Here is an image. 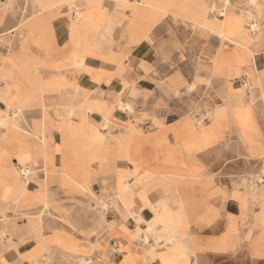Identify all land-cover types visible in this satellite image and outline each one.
<instances>
[{
    "label": "crops",
    "instance_id": "obj_1",
    "mask_svg": "<svg viewBox=\"0 0 264 264\" xmlns=\"http://www.w3.org/2000/svg\"><path fill=\"white\" fill-rule=\"evenodd\" d=\"M71 1L37 0L27 13L17 0H0V119L15 112L0 130V206L48 191L56 215L31 241L36 256L22 259L31 239L22 227L14 235L19 253L0 237V256L8 264H167L170 245L144 241L156 221L174 231L176 264H264V218L248 188L215 177L236 172L213 164L225 154L215 150L220 144L233 140L234 152L250 157L231 114L224 139L209 150L193 116L229 108L248 78L259 77L245 103L264 142L261 104L250 102L253 92L264 94V0ZM194 157L199 174L213 179L208 192L219 191L207 200L218 212L191 217L197 249L191 240L182 252L179 222L199 189ZM168 158L181 159L176 171ZM69 176L97 195L107 191L100 200L109 199L108 213L69 214L73 205L99 206L89 194L83 202L68 195ZM220 191L229 196L224 205ZM234 193L247 212L232 203ZM226 237L229 248L219 250L213 242Z\"/></svg>",
    "mask_w": 264,
    "mask_h": 264
},
{
    "label": "rangeland",
    "instance_id": "obj_2",
    "mask_svg": "<svg viewBox=\"0 0 264 264\" xmlns=\"http://www.w3.org/2000/svg\"><path fill=\"white\" fill-rule=\"evenodd\" d=\"M16 5L18 7L24 8L23 10L25 12L27 11L28 13V11L30 10L29 7L33 6V9H35L37 0H17ZM255 85L258 84H254L253 79L248 78V81L246 82V84H244V87H241L238 90L240 94L239 98L237 97V100L231 103L229 108H227L226 106L225 109H209L207 113H201L198 115L195 114L194 119L196 120L195 123L197 125L194 124V131L199 129V132L201 134H204V136L207 138H211V145L208 147H204L205 150H209L210 148L221 143L224 139V132L227 129V121L230 118L229 115L231 114V120L233 121V123H235L237 131L239 132L241 137V142L246 146L250 157H239L238 153L234 152L236 142H233V140L226 141L223 144H220L215 150L219 151L217 153L221 154V151L224 149L225 154L224 156L223 154H221L222 156H215L213 164L219 167H231V169L236 172H231L229 174H216L215 177H226L225 179H223V181L225 180L226 182H230V186L232 187L233 183L237 182L246 185L248 191L250 192L253 206L255 205L259 208L258 211H254V213H256V217L264 218V170H260L262 167H264V142H260L259 139H257L256 133H258V129L255 126L253 110L248 103H245L246 97L251 94L250 92H252ZM232 95L230 96V99L233 98ZM250 96L252 97V99L250 100L252 105L255 103H257V105L261 104L262 115L264 118V94H262L261 97L257 99L254 95V92ZM180 160L181 159L175 158L167 159V161L173 165V171H176V164H178V162L180 163ZM198 165L199 163H197V158L194 157V182L199 183V189L197 191L194 188V194L186 197V203L188 204V208L191 211H183V216L181 218L182 221L179 222L183 230V235L179 238V241L177 240L176 242L181 245L182 252L187 249V243L189 244L191 240L195 241V237L192 236L189 232L191 217H194L196 215L199 219H203V221H206L212 214L218 212L217 209L208 206L207 200L210 196L216 195L219 191H214L213 193L208 192V187L213 183V179L212 177L201 176L198 172ZM261 171H263V174L261 173ZM9 175L11 176L10 180L12 181L15 176L14 172H11ZM30 175L31 174H28L26 178L30 179ZM204 181H208L209 184H202ZM67 183H70V189H68L67 194L72 198H76L78 201L83 202L86 201V194H89L91 198H95L96 202L99 204V206H96V209L94 210H85L79 205H73L69 209V214L71 213L72 216L76 218H93L94 216H96V214L99 213L98 211L102 210L104 212V210H106V208L108 207L104 206L103 203H107L109 199L100 200V198L102 197L109 198L107 191H102L104 196L97 195L90 188H82L81 184L72 177L70 179L67 178L66 182L62 183V186H68ZM29 192L30 193L26 198H23L13 206H9L7 208H3L0 206V237H2L3 239H7L8 243L11 241L8 245L10 246L11 244L16 253H19L17 246L14 245V235H16V231L19 230L20 227H22L24 229L23 231L25 232L23 235L31 236L30 240H25L27 243L26 246H28V248L26 249V251L22 252V259H28L30 255L36 254L31 252L32 248L36 247V245L31 243V241L36 239V236L40 235V233L42 232L44 235L46 233V229L44 228L46 221L56 217V215L54 214L55 210L52 207L50 208L51 204L48 200V191L41 194L42 198L35 197V199L31 198L32 191L29 190ZM220 192L222 193L221 203L224 205L229 196L227 195L226 191ZM232 197V199L234 200L232 203H238L240 212L242 214L248 211L249 207L246 199L243 198L241 200H238L237 193H234ZM105 213L108 212H104V214ZM65 222L70 224L71 226L73 225L69 220H65ZM84 234L89 235V233ZM263 240L264 238L261 237L257 240V243H261ZM213 243H215L216 246L218 245L219 247H221L219 250H227L229 248V243H231V239L226 237L224 240L214 241ZM153 246H155V244ZM151 248L152 251H157L155 247ZM194 249H197L196 242H194ZM164 256L165 262L167 264H176L175 259L178 256L176 249L172 248L171 250H169V252L164 254ZM49 258L50 256L45 257L44 263H48ZM75 260L77 264H86V261H81L83 259L75 258ZM91 263H93V261H89L88 264ZM0 264H8V262L2 255L0 256Z\"/></svg>",
    "mask_w": 264,
    "mask_h": 264
},
{
    "label": "bare ground",
    "instance_id": "obj_3",
    "mask_svg": "<svg viewBox=\"0 0 264 264\" xmlns=\"http://www.w3.org/2000/svg\"><path fill=\"white\" fill-rule=\"evenodd\" d=\"M39 1V0H38ZM74 0H72L71 2H73ZM41 10H44V8L42 7L41 8ZM71 10V9H70ZM220 14V13H219ZM30 17V16H29ZM26 18V17H25ZM31 18V17H30ZM24 20H27V19H24ZM26 22V21H25ZM256 23V22H255ZM21 26V25H20ZM258 26V25H257ZM256 25H254L253 27H252V30L253 31H256V28H258ZM246 33H248V32H246ZM259 36V35H258ZM256 40V39H255ZM20 44V43H19ZM237 47V46H236ZM251 54H252V56L255 58V53H254V50H252L251 51ZM219 66V65H218ZM196 79V78H195ZM203 79V78H202ZM257 79V83L259 84L260 83V81H261V79L258 77V78H256ZM196 80H198V79H196ZM195 83H196V81H195ZM195 83H194V88L196 87L195 86ZM191 84V83H190ZM193 84V83H192ZM197 85V84H196ZM192 87V86H191ZM190 87V88H191ZM197 87H198V85H197ZM247 87V86H246ZM199 88V87H198ZM195 89H197V88H195ZM194 91V90H193ZM176 92V91H175ZM126 108V107H125ZM125 110V109H124ZM73 111V110H72ZM71 110H70V112H72ZM75 112V111H74ZM67 113V112H66ZM14 115H15V112L14 111H9V113L6 115V117H4L3 119H0V130H1V128H3V127H5L6 125L8 126V125H10V121L9 120H12V118L14 117ZM62 115V114H61ZM193 116H194V114H193ZM196 121V120H195ZM198 122V121H197ZM195 123V122H194ZM41 124V123H40ZM42 125V124H41ZM197 125V124H196ZM40 127H42V126H40ZM10 128H11V126H10ZM176 129V128H175ZM41 130V129H40ZM42 132V131H41ZM35 134V133H34ZM42 134V133H41ZM38 137V136H37ZM42 139V138H41ZM89 149H90V147H89ZM187 163V162H186ZM32 170V169H31ZM23 172L24 173H27L26 172V170L24 169L23 170ZM30 172V171H29ZM23 174V173H22ZM263 174V173H262ZM67 175V174H66ZM26 176V175H25ZM64 176V175H63ZM148 176V175H147ZM68 177V176H67ZM70 177V176H69ZM65 178V177H64ZM71 178V177H70ZM126 179V178H125ZM62 180H63V178H62ZM77 180V179H76ZM254 180V179H253ZM78 182V181H77ZM79 182H81V181H79ZM88 182V181H87ZM87 182H86V184H87ZM243 182V181H242ZM65 183V182H64ZM82 183V182H81ZM68 184V183H67ZM83 184H84V182H83ZM68 187V186H67ZM133 187V186H132ZM171 188V187H170ZM175 188V187H174ZM42 189H44V188H42ZM179 190V189H178ZM180 191V190H179ZM7 192H9V191H7ZM88 192V191H87ZM182 197V196H181ZM40 198V197H39ZM42 198V197H41ZM121 201H122V203H123V205L124 206H127V204H126V202L123 200V198H121ZM105 206V205H104ZM156 208H158L157 206H155ZM46 208V207H45ZM114 209V208H113ZM44 213V212H43ZM188 218V217H187ZM39 222V221H38ZM8 223V222H7ZM6 224V223H5ZM39 225V224H38ZM39 228H40V226H39ZM174 234V231H170L169 230V228H168V226H167V224L166 223H164L161 227H157V225H156V221L155 222H152V223H149V224H147V228L145 229V241H146V243H150L149 241H150V239H153L154 241H155V244L157 245L160 241L163 243V245H170V250L172 249V248H174V249H176L177 250V248H176V244H175V238L174 237H172L171 236V234ZM87 234V233H86ZM6 237V236H5ZM178 240V239H177ZM11 242V241H10ZM9 242V243H10ZM195 242V241H194ZM98 243V242H97ZM96 244V243H95ZM152 247H154V246H152ZM155 249L157 250V248H156V246H155ZM158 251V250H157ZM167 251H169V250H167ZM177 253H178V251H177ZM178 256L180 257V254L178 253ZM182 259V258H181ZM81 261H86L85 259H83V260H81ZM89 262H87L86 261V264H88ZM183 264H188V262H187V260H184L183 261Z\"/></svg>",
    "mask_w": 264,
    "mask_h": 264
}]
</instances>
